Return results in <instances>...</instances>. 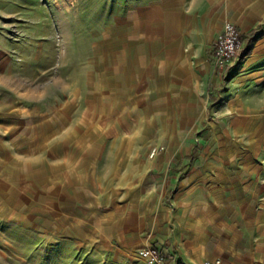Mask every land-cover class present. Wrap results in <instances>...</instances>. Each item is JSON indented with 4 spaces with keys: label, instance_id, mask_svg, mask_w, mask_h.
<instances>
[{
    "label": "rangeland",
    "instance_id": "rangeland-1",
    "mask_svg": "<svg viewBox=\"0 0 264 264\" xmlns=\"http://www.w3.org/2000/svg\"><path fill=\"white\" fill-rule=\"evenodd\" d=\"M141 2L0 0V264H146L121 233L153 230L161 187L141 177L167 152L173 163L194 155L179 182L198 185L201 210L260 232L264 264L260 75L236 64L244 47L232 73L202 70L195 59L211 34L140 43ZM207 87L221 99L208 112Z\"/></svg>",
    "mask_w": 264,
    "mask_h": 264
},
{
    "label": "crops",
    "instance_id": "crops-1",
    "mask_svg": "<svg viewBox=\"0 0 264 264\" xmlns=\"http://www.w3.org/2000/svg\"><path fill=\"white\" fill-rule=\"evenodd\" d=\"M139 4H141L138 9L139 17L136 16L134 22L138 23L140 43L185 44L192 43L194 38L199 42H205L211 34L208 47L205 45L195 59L200 68L207 73L214 69L213 43L225 22L234 23L242 35L258 28L260 24V30L256 32V38L251 43L249 41L246 43L248 39L243 37L245 41L243 52L236 64L246 65L251 61L250 66L260 75V97L262 96L264 0H144V3ZM168 57L162 58L168 59ZM184 58L183 52H176L174 55V59ZM232 70L233 65L229 68V73H232ZM214 78V82L215 80L217 82L219 76L215 75ZM218 94L216 87H207L205 95L202 96V106L207 112L221 101ZM159 156L149 164L154 174L152 177L144 174L141 177V185L149 189L156 185L161 187L159 200L163 211L150 214L155 219V223L150 226V229H153L150 230V235L130 232L129 239L125 240L121 233L122 241L133 245L136 251L148 245L160 247L167 255L168 264H202L212 259H222L231 264H260V244L257 241L260 232L256 234L255 230L250 229L253 226L244 224L242 218L228 217V219L227 216H218L207 208L201 210V207L195 206L194 202V190L199 188L198 185L186 186L179 182L180 174L192 166L194 155L179 156L175 163H173V155L169 152ZM132 180L136 185L135 176H132ZM132 194H138L136 187L129 191V195ZM145 200L146 197L144 200L142 198L141 204L145 205ZM150 211L151 207H148L145 212ZM156 220H161L160 231L156 228ZM128 221L124 226L131 230L134 226L130 222V216ZM233 226L241 228L240 236L235 230L233 232ZM248 233L257 236L245 237Z\"/></svg>",
    "mask_w": 264,
    "mask_h": 264
},
{
    "label": "built area",
    "instance_id": "built-area-1",
    "mask_svg": "<svg viewBox=\"0 0 264 264\" xmlns=\"http://www.w3.org/2000/svg\"><path fill=\"white\" fill-rule=\"evenodd\" d=\"M242 47V33L238 27L230 21L225 22L213 43L212 66L214 70L222 71L229 65H233ZM159 150L158 148H154L151 156H154ZM136 253L146 264H168L167 255L160 247L153 245L143 246L138 248ZM202 264L231 263L225 262L222 259H212L206 260Z\"/></svg>",
    "mask_w": 264,
    "mask_h": 264
},
{
    "label": "trees",
    "instance_id": "trees-1",
    "mask_svg": "<svg viewBox=\"0 0 264 264\" xmlns=\"http://www.w3.org/2000/svg\"><path fill=\"white\" fill-rule=\"evenodd\" d=\"M257 31H258V29L251 31L252 35H254Z\"/></svg>",
    "mask_w": 264,
    "mask_h": 264
}]
</instances>
